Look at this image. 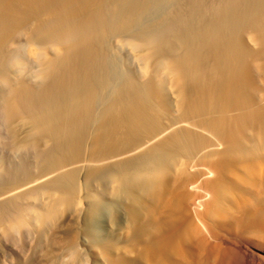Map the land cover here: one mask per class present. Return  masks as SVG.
<instances>
[{
	"label": "bare ground",
	"instance_id": "bare-ground-1",
	"mask_svg": "<svg viewBox=\"0 0 264 264\" xmlns=\"http://www.w3.org/2000/svg\"><path fill=\"white\" fill-rule=\"evenodd\" d=\"M0 138L5 264H264V0H0Z\"/></svg>",
	"mask_w": 264,
	"mask_h": 264
},
{
	"label": "rangeland",
	"instance_id": "rangeland-1",
	"mask_svg": "<svg viewBox=\"0 0 264 264\" xmlns=\"http://www.w3.org/2000/svg\"><path fill=\"white\" fill-rule=\"evenodd\" d=\"M3 142V143H2ZM7 143V141H3V139H1L0 138V166H1V162H3L4 160L6 161V151H4V149L5 150H7L8 148L5 146V145H7L8 146V144H6ZM2 144V145H1ZM4 144V145H3ZM8 151V150H7ZM10 166L11 167H13V164H10ZM1 200V199H0ZM3 205V206H2ZM6 205H4V203L3 202H1L0 201V217L2 216V219H4L5 218V216L4 215H7L6 214V212L7 211H5V210H7L6 209V207H5ZM4 207H5V209H4ZM2 209V210H1ZM40 247H41V249H42V247L43 246H41L40 244H36V243H34V245H33V250H36V252H40ZM43 249H45V247L43 248ZM42 249V250H43ZM2 250L0 249V264H5L6 262H7V260H9V258L8 257H6L7 256V254H5L4 252H1ZM38 252V253H39ZM41 253V252H40ZM29 263L30 264H34V262L33 261H29ZM28 263V264H29Z\"/></svg>",
	"mask_w": 264,
	"mask_h": 264
}]
</instances>
